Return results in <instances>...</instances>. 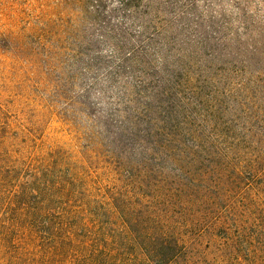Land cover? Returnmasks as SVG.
<instances>
[{
	"label": "rangeland",
	"instance_id": "obj_1",
	"mask_svg": "<svg viewBox=\"0 0 264 264\" xmlns=\"http://www.w3.org/2000/svg\"><path fill=\"white\" fill-rule=\"evenodd\" d=\"M0 264H264V0H0Z\"/></svg>",
	"mask_w": 264,
	"mask_h": 264
},
{
	"label": "trees",
	"instance_id": "obj_2",
	"mask_svg": "<svg viewBox=\"0 0 264 264\" xmlns=\"http://www.w3.org/2000/svg\"><path fill=\"white\" fill-rule=\"evenodd\" d=\"M38 176H35L34 177V179L31 181V184L35 187V189H36V191H40L41 190V188H40V186H39V182H38ZM27 191L25 190V189H21V191L18 193V198H20V199H25V198H27L28 197V195H27V193H26ZM27 204V203H26Z\"/></svg>",
	"mask_w": 264,
	"mask_h": 264
}]
</instances>
